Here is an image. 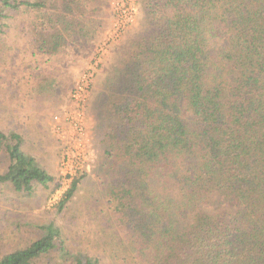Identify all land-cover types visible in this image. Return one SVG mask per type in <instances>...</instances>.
<instances>
[{
	"label": "trees",
	"instance_id": "16d2710c",
	"mask_svg": "<svg viewBox=\"0 0 264 264\" xmlns=\"http://www.w3.org/2000/svg\"><path fill=\"white\" fill-rule=\"evenodd\" d=\"M109 2L0 0V35L21 11L32 62H64L96 37ZM140 9L145 27L123 46L96 102V182L113 253L121 264H264V0H140ZM36 84L43 94L55 88L43 75ZM21 144L0 132L9 159L0 183L32 195L54 178ZM44 230L0 264L69 261L59 229Z\"/></svg>",
	"mask_w": 264,
	"mask_h": 264
},
{
	"label": "rangeland",
	"instance_id": "374dc122",
	"mask_svg": "<svg viewBox=\"0 0 264 264\" xmlns=\"http://www.w3.org/2000/svg\"><path fill=\"white\" fill-rule=\"evenodd\" d=\"M128 3L136 10L134 19L117 30L116 10ZM28 18L21 11L10 15L0 35V132L20 135L21 151L54 181L47 189L35 185L32 195L16 192L9 183H0V259L39 240L46 227L54 226L70 254L65 264L88 256L98 264H121V257L113 253V219L104 207V195L96 182V102L123 46L145 27L140 0H110L95 18V24L101 27L96 37L80 51L71 52L64 62H32L26 34ZM40 75L53 80V92L42 93V86L36 84ZM81 82L88 87L76 101L72 94ZM52 114L60 116L58 123ZM80 123L81 141L73 137ZM65 158L67 169L71 167L74 173L76 168L73 178L83 177L73 197L59 211L57 204L70 183L61 166ZM8 166V156L2 150L0 175L7 172ZM48 259L50 264L62 263L57 255Z\"/></svg>",
	"mask_w": 264,
	"mask_h": 264
},
{
	"label": "built area",
	"instance_id": "2783aa9c",
	"mask_svg": "<svg viewBox=\"0 0 264 264\" xmlns=\"http://www.w3.org/2000/svg\"><path fill=\"white\" fill-rule=\"evenodd\" d=\"M129 3L128 4H121V7L118 10H116L117 18L115 19L114 26L116 27L117 30L120 29V28H124L128 23L132 22L133 19H134V14H135L136 10ZM76 87L77 88L74 90V92L72 94V98L73 99H77L76 101H78V100L81 99L80 96L84 93V91L87 89L88 86L86 87L85 85H83V82H81V84H78V86H76ZM51 116H52L53 121L55 123H58V121L60 119V116L54 115V114H52ZM66 120H68V119H66ZM75 125H77V124H75ZM76 127H77L76 135L73 136V137H76L79 141H81L82 138H83L82 124L80 123ZM67 164H68V159H66L65 162H62L61 166L65 169V173L66 174H65L64 177L68 178L71 181V179L73 178V176L76 173V168H75V172L72 173L71 167H69L67 169V166H66Z\"/></svg>",
	"mask_w": 264,
	"mask_h": 264
}]
</instances>
